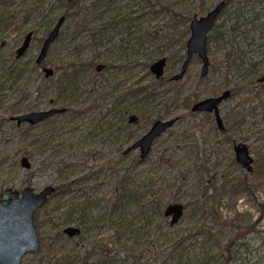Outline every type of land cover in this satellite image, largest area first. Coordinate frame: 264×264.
<instances>
[{"label": "rangeland", "instance_id": "1", "mask_svg": "<svg viewBox=\"0 0 264 264\" xmlns=\"http://www.w3.org/2000/svg\"><path fill=\"white\" fill-rule=\"evenodd\" d=\"M218 1L180 0L173 6L192 17ZM153 2L101 0L89 12L71 14L38 63L48 31L73 6L68 0H0V194L8 186L21 190L30 184L36 191L57 186L35 213L43 245L26 253L23 264H52L56 251L90 253V261L107 254L112 264H264V81L257 80L264 74V0L248 4L251 10L240 19L234 45L247 49L240 71L227 72L222 61L229 46L214 43L208 73L201 74L202 60L195 54L179 80L171 76L185 57L190 31L184 35L182 26L190 27L191 19L177 27L179 15L176 19L159 0ZM241 4L231 0L229 11L217 19L228 37ZM257 12L254 27L249 19ZM84 17L87 27H81ZM103 27L95 38L93 28ZM31 29V44L17 57L16 47ZM162 55L168 61L164 76L157 78L150 65ZM254 61H260L257 71L247 74L254 82L221 103L224 130L214 113L189 112L186 95L194 93L196 100L218 94ZM98 62H106V68L97 70ZM43 65L54 73L47 76ZM73 68V88L60 91L58 76ZM54 105L67 109L36 123L12 119ZM133 112L139 114L137 122H129ZM175 115L179 118L146 157L139 148L124 152L156 118ZM240 140L254 156L252 170L236 159L234 144ZM23 155L29 156V167L22 164ZM156 200L164 211L181 201L184 214L173 224L170 216L156 212ZM112 219L131 223L127 241L115 243ZM68 224L82 231L70 236L63 231Z\"/></svg>", "mask_w": 264, "mask_h": 264}, {"label": "water", "instance_id": "2", "mask_svg": "<svg viewBox=\"0 0 264 264\" xmlns=\"http://www.w3.org/2000/svg\"><path fill=\"white\" fill-rule=\"evenodd\" d=\"M227 4V0H219L205 13L194 14L190 20V34L186 41V55L178 72L173 75L174 79L182 78L188 70L190 62L195 54L202 60L201 73L205 75L209 71L211 59L208 51V38L211 29L219 18L222 10ZM66 20V15L59 16L53 28L45 37L40 51L36 57V61L42 62L47 56L51 43L57 38L60 28ZM33 30H29L23 41L18 45L17 57L24 55L33 38ZM167 55H162L155 59L150 68L157 77L165 73L167 65ZM104 63L97 65L98 69L104 67ZM44 71L46 75H52L54 68L45 65ZM232 91L226 87L218 94L208 95L196 100L192 109L194 111H213L216 121L220 129H225L224 119L221 113V103L231 95ZM53 100V98H51ZM67 107L52 106L49 108L33 109L21 113H17L12 117L22 123L28 121L30 123L39 122L58 111H64ZM177 116L171 118H157L151 127L127 146L125 153L134 148H140V157H146L154 144L155 139L171 127L177 120ZM138 115L131 114L130 121H136ZM235 156L247 170H252L254 156L246 141L240 140L234 144ZM23 165L29 167L31 161L28 155L21 158ZM56 190V185L47 184L39 191H36L30 184L25 185L21 190L6 187L1 192L0 197V264H23V256L27 252L37 251L41 247V237L37 225L35 223V212L42 207L49 199V196ZM185 204L181 201L170 202L165 207V214L170 216V222L176 223L184 214ZM70 236L77 235L81 232V228L75 224H68L63 229Z\"/></svg>", "mask_w": 264, "mask_h": 264}, {"label": "trees", "instance_id": "3", "mask_svg": "<svg viewBox=\"0 0 264 264\" xmlns=\"http://www.w3.org/2000/svg\"><path fill=\"white\" fill-rule=\"evenodd\" d=\"M180 0H165V2H162L161 0H159V3H162V7H167L168 9H170L174 15L175 18L177 19V15H179V19H177L176 22V26L179 27L180 25L182 26L184 24V22L191 19V15H185L181 12H178L173 5H176L177 2ZM231 0H227V4L224 7V9L222 10L220 16L222 15V13L224 12H228L229 11V7L228 4ZM241 1V0H239ZM149 2H153V0H149ZM243 4L239 5V7L237 8V15L236 19L231 18L232 19V23L229 24L228 29L230 30V32L232 33V37H228V31L224 30L222 28V26L225 25V23L223 22H215L213 28L211 29L210 33H209V38H208V51L212 49V44H216V46H220L222 47H226V45L229 46V48L225 49V55L223 56V61L226 65V69L227 72H231L232 69H237L240 71V69L242 68L244 61L246 60V55H247V49L244 48V46H238L237 44L234 45V37L237 36V30L241 29V24H240V19L241 17L245 16L247 14L248 10H251V8H248L247 5L255 2V0H242ZM68 3L70 4V6H73L72 8V12L71 14L74 13H78L79 11H85V12H89L91 11L93 8L98 7L101 4V0H68ZM155 4V2H153ZM172 4V5H171ZM206 4L202 3L201 9H207L206 8ZM69 15V16H70ZM219 16V17H220ZM255 17H259V12H257L254 16H252L251 19H249V21L252 22V26H256L257 23L259 24V22H257L255 20ZM248 19V18H247ZM82 23H81V27H87L88 23L90 22L89 19L86 17H84L82 19ZM248 21V20H247ZM246 22V21H245ZM257 22V23H256ZM111 24L114 23V21L108 22ZM247 23V22H246ZM264 27V26H263ZM107 27H103V28H93V35L95 36V38H99V35L103 32L102 30H104ZM188 31H190V27L188 26H182V32L185 35ZM253 39V38H252ZM239 59V61H238ZM260 61H254L253 66L252 67H248L249 72H245L244 74H241L238 76V78H236L235 83L232 85L233 91L235 92H240V90H242V87H244L245 85L251 84L252 82H254V80H252L251 78L248 79V75L249 73H251V71H254L255 68H257L258 64ZM70 68V67H69ZM74 70H65L63 73H61L57 80H56V84L59 86L60 91H68L71 90L75 84V73H76V68H73ZM238 75V72L235 73ZM226 83H228V78L226 79ZM148 86L146 85L144 88H147ZM179 89L181 90L182 88H178V90L175 92L177 93L176 96L178 97ZM215 92V89L213 90ZM150 94H152V91L149 92ZM194 98H196L195 94H188L184 97V104H186V106L189 108L191 106V102L194 100ZM176 99V97H175ZM189 112H192L191 110ZM227 118L230 117L229 113H226ZM61 189V187H60ZM61 191H65V188H62ZM55 193V192H54ZM52 196V195H51ZM50 196V197H51ZM123 196H118L117 199L114 202V207L117 208L120 205V201L122 200ZM157 204L155 206L156 208V212H158L159 214H161L163 217L166 216L164 209L162 208V204L159 202V200H156ZM165 218V217H164ZM36 221L39 224V220H38V216L36 215ZM110 226L112 228H114V231L116 232L117 235V240L116 242H125L127 241L130 237L128 235H126V233H128L129 228L131 226V223L128 220H125L123 223L121 224H117L115 220H111L110 222ZM89 254L83 256V257H79V254H72L70 252H65V253H59L58 251L53 252V257H52V264H72L75 262L76 257L78 256L80 258V262L78 264H112L111 263V259L112 257L106 256L107 254H102L101 258H98L96 261H90L89 260ZM135 258V257H134ZM110 259V260H109Z\"/></svg>", "mask_w": 264, "mask_h": 264}, {"label": "flooded vegetation", "instance_id": "4", "mask_svg": "<svg viewBox=\"0 0 264 264\" xmlns=\"http://www.w3.org/2000/svg\"><path fill=\"white\" fill-rule=\"evenodd\" d=\"M2 1H5V3L8 4V0H2ZM69 1H70V0H69ZM8 10H9V8H8ZM63 14L66 15V19H67V17L70 15V12L67 11L66 13H62V14H60L59 16H61V15H63ZM58 18H59V17H58ZM58 18H57V19H58ZM0 21H1V18H0ZM56 21H57V20H56ZM56 21L54 22V24L56 23ZM54 24H53V26H54ZM63 24H64V23H63ZM53 26L50 28V30L53 28ZM62 26H63V25H62ZM62 26H61V28H60V32H59V34L61 33ZM31 30H32V29H31ZM50 30H49V31H50ZM28 31H29V30H28ZM28 31H27V32H28ZM49 31H48V33H49ZM27 32H26V33H27ZM26 33H25V35H26ZM48 33H47V34H48ZM33 34H34V32H33ZM25 35H24V37H25ZM46 36H47V35H46ZM46 36H45V37H46ZM58 36H59V35H58ZM58 36H57V37H58ZM23 39H24V38H23ZM44 39H45V38H44ZM43 41H44V40H43ZM17 47H18V46H17ZM17 47H16V49H17ZM15 53L17 54V51H16V50H15ZM25 54H26V53H25ZM185 55H186V54H185ZM16 56H17V55H16ZM20 57H21V56H20ZM193 57H194V56H193ZM184 58H185V57H184ZM192 59H193V58H192ZM183 60H184V59H183ZM167 61H168V60H167ZM99 63H104V64H105L104 67H103L102 69H98V68H97V65H98ZM182 63H183V62H182ZM190 63H191V62H190ZM44 66H45V65H43V68H44ZM106 66H107V63H106V62H98V63L96 64V69L100 71V70H103L104 68H106ZM188 68H189V67H188ZM187 71H188V70H187ZM256 71H257V68H255L254 71H251V74L255 73ZM177 72H178V71H177ZM175 73H176V72H175ZM175 73H173V75H174ZM186 73H187V72H186ZM186 73H185V75H186ZM164 74H165V73H164ZM164 74L161 75L160 77H163ZM201 74H202V73H201ZM173 75L171 76L172 79H174V78H173ZM185 75H184V76H185ZM155 76H156V75H155ZM184 76H183V77H184ZM156 77H157V76H156ZM160 77H157V78H160ZM183 77H182V78H183ZM180 79H181V78H180ZM175 80H179V79H175ZM252 80H253V79H252ZM257 80H258V81H261V82L264 81V74L261 75V76H259V77L257 78ZM229 88H230L231 91H232L231 95L234 94V93H236L235 91H233L232 86L229 87ZM196 100H198V99H196ZM196 100L194 99V100L191 102V106H190L189 108H188V107L186 106V104H185V106L187 107V109H188L189 111L191 110V111L194 112V110L192 109V105H193V103H194ZM51 101L54 102V99L51 100ZM54 106H55V105H54ZM50 107H52V106H50ZM48 108H49V107H48ZM207 112H212V113H214L213 111H207ZM55 113H56V112H55ZM221 113H222V112H221ZM131 114H136V115H138V119H137L136 121H130V115H131ZM131 114L129 115V118H128V119H129V122H137V121L139 120V114L134 113V112L131 113ZM12 116H13V115H12ZM175 116H177V117L179 118V115H175ZM222 116H223V115H222ZM172 117H174V116H172ZM214 117H215V121H216V116H215V114H214ZM159 118H160V117H159ZM166 118H171V117H166ZM166 118H163V119H166ZM178 118H177V119H178ZM12 119H14V118L12 117ZM156 119H157V118H156ZM156 119H155V120H156ZM223 119H224V117H223ZM155 120H154V121H155ZM16 121H17V120H16ZM154 121H153V122H154ZM24 122H28V121H24ZM17 123H18V121H17ZM224 123H225V120H224ZM18 124H20V123H18ZM151 125H152V124H151ZM216 125L218 126L217 121H216ZM150 127H151V126H150ZM225 128H226V123H225ZM141 136H142V135H141ZM138 138H139V137H138ZM129 145H130V144H129ZM129 145H128V146H129ZM125 148H126V147H125ZM134 149H135V148H134ZM139 149H140V148H139ZM124 150H125V149H124ZM132 150H133V149H132ZM130 151H131V150H130ZM253 162H254V161H253ZM253 167H254V165H253ZM252 169H253V168H252ZM56 189H57V186H56ZM0 197H1V194H0ZM35 213H36V212H35ZM34 216H35V215H34ZM34 219H35V223H36V225L38 226V223H37V221H36V217H34ZM78 226H79V225H78ZM79 227H80V226H79ZM37 228H38V227H37ZM80 228H81V227H80ZM38 231H39V230H38ZM81 231H82V228H81ZM39 235H40V232H39ZM40 237H41V235H40ZM42 245H43V241H42V237H41V247H42ZM41 247H40V248H41ZM27 253H28V252H27ZM25 254H26V253H25Z\"/></svg>", "mask_w": 264, "mask_h": 264}]
</instances>
